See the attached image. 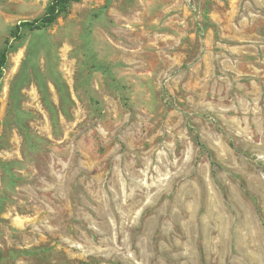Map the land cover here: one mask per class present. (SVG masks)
<instances>
[{
    "label": "rangeland",
    "instance_id": "374dc122",
    "mask_svg": "<svg viewBox=\"0 0 264 264\" xmlns=\"http://www.w3.org/2000/svg\"><path fill=\"white\" fill-rule=\"evenodd\" d=\"M52 1L0 0V264H264V0Z\"/></svg>",
    "mask_w": 264,
    "mask_h": 264
},
{
    "label": "trees",
    "instance_id": "16d2710c",
    "mask_svg": "<svg viewBox=\"0 0 264 264\" xmlns=\"http://www.w3.org/2000/svg\"><path fill=\"white\" fill-rule=\"evenodd\" d=\"M73 0H53L47 7L44 15L33 22L22 23L21 26L29 28V30H39L49 27L57 21L58 18L67 13L69 4ZM18 30V29H17ZM7 60V49L0 51V79L2 78L3 69Z\"/></svg>",
    "mask_w": 264,
    "mask_h": 264
}]
</instances>
